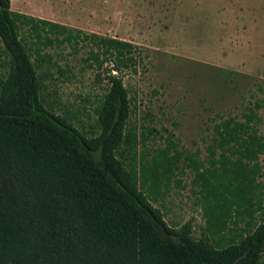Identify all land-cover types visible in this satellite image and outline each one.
<instances>
[{
    "label": "trees",
    "instance_id": "trees-1",
    "mask_svg": "<svg viewBox=\"0 0 264 264\" xmlns=\"http://www.w3.org/2000/svg\"><path fill=\"white\" fill-rule=\"evenodd\" d=\"M25 28L43 48H92L84 59L106 90L95 109L97 135L87 137L55 114L42 96L51 56L23 43ZM0 264H260L264 253V135L256 103L221 118L200 150L164 148L140 154L129 128L131 99L123 83L137 74L138 48L11 9L0 0ZM47 64V73L42 68ZM107 67L103 69V66ZM130 162L126 165L125 160ZM202 205V237L190 222L168 227L146 194L158 195L179 173Z\"/></svg>",
    "mask_w": 264,
    "mask_h": 264
},
{
    "label": "rangeland",
    "instance_id": "rangeland-1",
    "mask_svg": "<svg viewBox=\"0 0 264 264\" xmlns=\"http://www.w3.org/2000/svg\"><path fill=\"white\" fill-rule=\"evenodd\" d=\"M11 9L38 19L62 17L70 29L138 48V73L123 75L132 108L128 127L139 139L153 132L138 143L137 163L140 154L164 148L170 132L179 150L199 149L204 159L203 140L212 125L221 118L242 120L256 103L264 135V0H11ZM20 33L33 63L37 47L51 56L42 91L47 105L87 137L97 135L95 109L107 86L104 73L97 79V70L84 61L92 47L43 48L25 28ZM5 60L0 53V73L7 69ZM42 68L47 73V64ZM260 163L263 183L264 156ZM192 177L186 169L158 195L146 194L168 227L190 222L199 239L204 218Z\"/></svg>",
    "mask_w": 264,
    "mask_h": 264
},
{
    "label": "crops",
    "instance_id": "crops-1",
    "mask_svg": "<svg viewBox=\"0 0 264 264\" xmlns=\"http://www.w3.org/2000/svg\"><path fill=\"white\" fill-rule=\"evenodd\" d=\"M39 19H43V20H47L49 22H53L59 25H63L66 26L68 24H66V19L62 18V17H58V16H54V17H47V18H39Z\"/></svg>",
    "mask_w": 264,
    "mask_h": 264
}]
</instances>
